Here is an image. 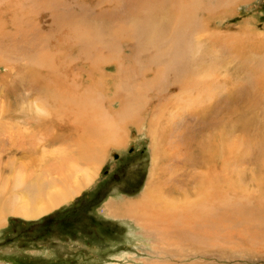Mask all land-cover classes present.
<instances>
[{
	"label": "rangeland",
	"instance_id": "rangeland-1",
	"mask_svg": "<svg viewBox=\"0 0 264 264\" xmlns=\"http://www.w3.org/2000/svg\"><path fill=\"white\" fill-rule=\"evenodd\" d=\"M25 90L50 118L20 111ZM64 122L75 177L96 176L47 214L3 216L0 264H264V0H0V190L9 140ZM155 182L197 216L183 233L108 212Z\"/></svg>",
	"mask_w": 264,
	"mask_h": 264
},
{
	"label": "bare ground",
	"instance_id": "bare-ground-1",
	"mask_svg": "<svg viewBox=\"0 0 264 264\" xmlns=\"http://www.w3.org/2000/svg\"><path fill=\"white\" fill-rule=\"evenodd\" d=\"M147 18H146L147 21L148 20L151 22L155 21V19H153L155 18L153 14H150L149 17ZM166 23L167 21L165 22V19H163L159 24L154 23L152 24L153 25L152 27L151 26H148V28L145 27L147 30L144 29V25L142 24L138 26L139 29H137V31L141 33V35L144 34L145 30L148 33L153 34L154 29L156 30L159 29V32L162 29H164L165 28L164 24ZM39 57H41L40 54ZM49 59H51V56ZM32 63L40 65L41 67L42 66L49 67L50 64L48 59L43 60L42 58L40 60H35V62ZM73 123H75L76 125L72 124V127L74 126L76 129L80 128L78 126L80 124L78 123L81 122L77 123L76 121L75 122L73 121ZM82 124L83 123H81L83 129L81 128V130H85L84 131L85 134H83V136L86 134L89 135L93 142L96 143L106 142V144H112L116 146H120L124 143L123 138L118 136L113 131L115 128L109 126L108 128L105 127L100 129V128H94L92 125L91 126L93 128H88L86 126L84 127V125ZM66 125L67 124H65V122L64 124L59 123L58 125H56V128L54 130H52V125L50 126L51 127L50 130L49 127L46 129V127L43 126L42 128L43 130H40L36 133H32L31 135H29L28 133L25 135L24 132L25 136L21 135L18 132L19 134L18 138L15 137L14 140L12 141L9 140L10 146L11 144L13 145V149L11 150L9 148L10 146L7 147L6 144L7 147L6 149L9 148V150H11L12 152H10L7 160L8 161L7 163L10 166L9 175H6V179H5L6 184L3 185L5 187L0 190V222L1 221L3 222L4 220L3 216L10 213L19 214L26 218H36L44 214H47L50 211L57 209L61 205L66 204L70 200L74 199L75 196L76 195L78 196V194L85 187H87L90 184V182L95 178L96 170H94L92 174L86 175V177H82V175L75 177V173L78 170V167H75V163L76 161L78 162V159L75 158L74 154H70V152H68L66 148L63 147L65 146L67 141V136L65 132ZM69 126L71 128V125ZM11 137L13 138L14 136ZM58 142H61L62 145L59 143L61 147L58 145L60 147L59 150L57 149L58 151L57 150L56 152L54 151L56 155L54 154L51 148H46L47 146L53 147V145ZM15 151L16 153L19 154V157H14L13 152ZM48 152L49 154L46 155ZM10 176H12V179ZM3 178L4 175L0 173V179ZM156 183L157 182H155V186L151 185L150 187L147 188V190L144 192V195L142 196L139 202L130 201L128 203H124L119 206L110 204L107 205L108 212L110 214H114V217L117 215H123V216L126 215L128 217L130 216L137 220L140 221L143 220L146 222L151 219L162 218L161 221L164 223V225L159 229L163 231L168 229V232H172V233L177 232L178 230H182L181 232L183 233V229H184L183 226L185 227L187 226L184 225V223L189 222L190 220H192L190 218H193L195 216V215L193 217L187 216L191 214V211L189 209L191 206L190 207H187V205L182 206V204L179 203L177 200L173 201L174 199L172 200L171 198H167V197L164 198L163 194H160L159 191H156L157 186H160L157 185ZM244 205L245 204L241 205L240 207L242 208V206ZM240 207L239 209H241ZM247 209L248 207L246 208V210ZM243 212L242 213L239 212V213L243 214ZM194 218L193 221L197 219V216ZM254 219L256 220V218ZM199 225H197V227ZM181 232H179L178 234H182Z\"/></svg>",
	"mask_w": 264,
	"mask_h": 264
},
{
	"label": "clouds",
	"instance_id": "clouds-1",
	"mask_svg": "<svg viewBox=\"0 0 264 264\" xmlns=\"http://www.w3.org/2000/svg\"><path fill=\"white\" fill-rule=\"evenodd\" d=\"M19 109L21 112H27L28 115L35 117L37 120L50 118L51 112L47 102L40 96H32L30 91L25 90L22 93Z\"/></svg>",
	"mask_w": 264,
	"mask_h": 264
}]
</instances>
